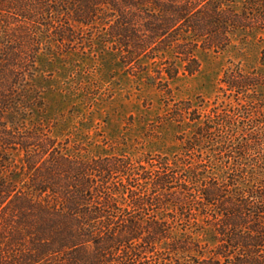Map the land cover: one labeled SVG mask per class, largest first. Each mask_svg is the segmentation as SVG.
<instances>
[{
    "label": "trees",
    "instance_id": "1",
    "mask_svg": "<svg viewBox=\"0 0 264 264\" xmlns=\"http://www.w3.org/2000/svg\"><path fill=\"white\" fill-rule=\"evenodd\" d=\"M257 37L264 0H0V264H264V49L211 103L169 88ZM86 44L162 93L178 153L93 155L27 124L40 55Z\"/></svg>",
    "mask_w": 264,
    "mask_h": 264
},
{
    "label": "rangeland",
    "instance_id": "2",
    "mask_svg": "<svg viewBox=\"0 0 264 264\" xmlns=\"http://www.w3.org/2000/svg\"><path fill=\"white\" fill-rule=\"evenodd\" d=\"M243 0H233L239 7ZM260 37V36H259ZM237 41L220 53L200 54V70L194 76L182 72L169 83L177 100L211 103L219 93L220 79L230 63L256 67L264 49V37ZM84 49L62 55H40L30 96L41 105L33 109L27 124L48 126L60 140L84 143L90 154H125L141 158L147 154L172 155L179 151L176 138L181 131L166 124L157 128L156 118L164 115L163 95L144 79H134L115 66L111 54L86 44ZM16 169L19 154H12ZM18 184L23 173L6 174ZM191 228V227H189ZM181 230V227L180 229ZM204 231V243L212 246Z\"/></svg>",
    "mask_w": 264,
    "mask_h": 264
}]
</instances>
